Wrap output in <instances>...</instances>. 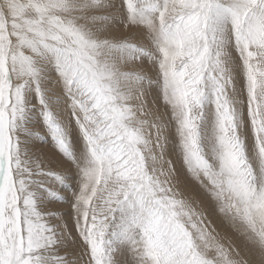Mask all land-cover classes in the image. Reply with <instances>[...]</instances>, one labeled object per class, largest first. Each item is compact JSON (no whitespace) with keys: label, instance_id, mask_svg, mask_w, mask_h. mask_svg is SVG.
I'll return each mask as SVG.
<instances>
[{"label":"snow or ice","instance_id":"1","mask_svg":"<svg viewBox=\"0 0 264 264\" xmlns=\"http://www.w3.org/2000/svg\"><path fill=\"white\" fill-rule=\"evenodd\" d=\"M0 264H264V0H0Z\"/></svg>","mask_w":264,"mask_h":264}]
</instances>
